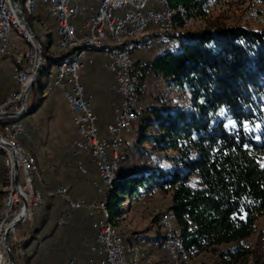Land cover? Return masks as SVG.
Segmentation results:
<instances>
[{
	"label": "trees",
	"instance_id": "1",
	"mask_svg": "<svg viewBox=\"0 0 264 264\" xmlns=\"http://www.w3.org/2000/svg\"><path fill=\"white\" fill-rule=\"evenodd\" d=\"M86 1L96 4V0ZM197 3V0H166L162 12L179 7L190 9L199 5ZM38 4L44 10L41 3ZM149 10L154 8L149 7ZM35 12L27 15L30 24ZM44 17L42 25L48 34L44 38L35 35L42 44L43 66L48 63L50 69L44 70L42 67L28 100L29 107L19 120H27L40 111L46 100L43 90L44 93L55 90L56 71L64 68L71 58V52L53 53V46L57 42L56 24L47 15ZM152 29L149 28L147 33ZM166 37L168 40L163 35L151 34L139 40H127L110 49L111 53H131L135 66L143 73L137 89L139 119L132 127L138 126L135 133L137 141L134 147L127 145L125 154L121 152L125 156V166L117 170L108 199L110 221L116 230L120 229L126 207L123 198L133 204L149 194L169 191L172 204L167 211H173L176 216V227L183 232L180 249L189 252V260L192 253L217 252L220 247L227 246L219 254L218 264H248L254 252L244 242L254 234L257 221L264 216V133L261 141H258L253 134L249 135L242 129L228 130L226 124L230 119L241 127L243 124L251 127L261 125L264 132V29L256 31L219 25L215 29L176 36L173 38L175 41L177 39L174 46L168 45L169 37ZM104 52L91 53L95 54V62L88 67L100 65L103 72H107L104 66L107 52ZM140 52L150 53L152 57L150 54L148 57L135 56ZM53 66H56V70L51 84L48 79ZM153 79L165 85L169 92L163 91L158 97L149 94L147 88ZM84 87L87 94L85 83ZM36 90L42 91L43 96L39 99L33 97L34 101L30 104ZM13 93L1 101L0 106L7 103ZM109 93L119 104V97ZM171 93H186L190 97L189 106L174 104L173 99L165 101L164 96ZM148 101L150 103H145ZM14 121L18 120L9 119L2 125ZM112 121L103 127L98 117L102 137H109L106 136L107 126ZM74 137L79 138L76 131ZM22 141L27 147L29 141ZM70 155L74 159L76 172L84 177L90 174L92 179L97 172L94 160L83 158L88 170V174L84 175L76 167L78 157L74 156V152ZM11 171L12 163L0 148V213L4 210L7 196L4 189L12 187ZM46 194L42 191V204ZM56 198L59 199L58 196ZM51 199L46 204L49 214L55 200ZM65 205L67 209L62 211L61 216L72 224L56 223L52 233L43 235L46 220L43 218L38 227L37 224L34 226L28 238L21 239L25 252L21 256L17 254L16 264H38L43 255L45 259L52 246L61 244V248H69L73 237L71 231L76 232L75 237L78 236V247L72 249L73 254L87 250L85 255L88 259L84 264H98V256L90 249L96 237L94 218L85 211H73ZM81 212L85 219L80 221L78 218L72 222L75 215ZM155 220L161 224L160 213ZM160 233L158 229L154 234L138 232L129 239L123 238L128 244L135 242V236L153 243L164 238ZM34 243L37 248L29 253ZM160 247L144 251L143 264L147 251L154 249L152 251L156 252V248ZM160 249L163 250L162 247ZM13 251L15 253L16 249L13 248ZM163 251L168 255L167 260H172L169 253ZM150 258L147 257L148 260ZM72 261L81 264L76 258Z\"/></svg>",
	"mask_w": 264,
	"mask_h": 264
},
{
	"label": "rangeland",
	"instance_id": "2",
	"mask_svg": "<svg viewBox=\"0 0 264 264\" xmlns=\"http://www.w3.org/2000/svg\"><path fill=\"white\" fill-rule=\"evenodd\" d=\"M101 1L102 0H100L99 5ZM151 1H153L154 10L155 9L160 10L163 8V3L160 0H151ZM209 1L210 2L206 6L207 8L205 9L206 11L202 15L201 21L199 19L198 22H195L192 25L182 30L169 28V27H153V29L150 30L148 33L146 31L144 36L156 33V34L165 36V39H167L166 35H168L169 44H171V41H173V38H176V36H179L181 34H184L187 32H193L197 30L209 29V28L215 29L219 25H225L227 27H242L244 29L256 30V31H260L264 29V0H209ZM97 3H98V0H96L95 5H97ZM99 5H97L96 7L97 10H98ZM38 6L34 14L35 18L31 22L30 25L34 31V34H36L39 38H44L48 34V32L44 29L45 27L42 24H43V21L45 22L46 17L44 16H46L47 14L45 13L44 10H41ZM11 37H12V40L20 46H24V43H26V50L32 49V47L29 46L27 42L20 39L15 33H13ZM163 39L164 38H162V40ZM176 44H177V39L174 45ZM115 45L116 44H113V46ZM174 45H171V46H174ZM52 51L54 54H58L54 46H53ZM144 52L136 53L135 56L148 57L150 53H144ZM95 54H100V53H95ZM150 56L152 57V54H150ZM24 61H25L26 66L23 68V71L17 72V75H19L17 76V81L20 85V90L19 92L14 93L10 97L9 100L13 101V104L10 106V108L14 106L15 96L17 95V98L18 97L20 98V96L23 94V80L27 78L26 76H28L29 79L31 78L33 74V72L31 71L32 69L36 68V65L38 63V58L36 56H32L31 68H28V61L27 60H24ZM43 69L49 70L50 69L49 64L48 63L45 64L43 66ZM55 70H56V66H53L51 70V76L48 79L49 83L51 84L54 82ZM35 87H36V82H35V85L33 86V89ZM16 89H17V86L15 85V89L11 93L15 92ZM147 91L149 94L155 95V97H158L161 93H163V91H166L164 93L169 92V90L165 88V85H163L160 81H157L155 79H153V82L151 83V85L148 86ZM43 94L46 95L45 99L47 102L44 105V102H45L44 100L43 105L41 107L42 109L40 108L41 109L40 116L38 118H35L37 120L29 119V120H26V122L23 120V122L27 123L29 134L32 133V131L30 130V125H32L34 129H37L38 130L37 134L43 137L44 139H45V136H46V139L47 138L49 139L50 135L54 134L51 140L52 143L48 147V149L50 150L48 155L50 156L51 159L47 157L44 159V161L42 160L39 161L36 153L33 152V151H36V148L30 144H27L29 147H25L24 143L22 142V139H27L28 141L29 140L31 141L32 140L31 134H30L31 138L29 136L20 137L19 143L23 144L25 150L29 152L28 154H30L31 156L32 154L35 155L33 157H36L37 159V164H38L37 166L39 168V173L37 176L31 177V179L33 181V187L35 188V190L37 192H40L41 202H42V198H41L42 191L43 193L45 194L47 193V194H46L44 203L43 204L41 203V206L39 208H35L33 211L31 210V213L26 219V222L23 223L19 227L18 235L20 236L21 239L28 238L32 234L31 230L34 228V226H36V224L38 227L39 223L42 221L43 218L46 219L43 235L44 234L46 235L47 233H52L56 223H59L60 225H65L71 222L61 216L62 211H66L67 206L65 205L66 202L65 201H64L65 203L63 202V197H61L60 195H57V193H59L60 190L66 189L65 187H69L70 191L73 189H76L77 186H79V182L83 180L85 181V183H87L91 187V189L94 192L95 191L93 189L94 186H92L93 180L97 182L99 181V184H101L102 182L101 177H98L97 172L94 173V176L92 177V179H91L90 174L84 177L76 172L74 159L70 155V153H73L71 149H72V141H73L74 134L72 133L71 130H69L68 128H65L66 126H64L67 134L71 132L70 133L71 136L69 134L67 135L65 132L62 131L64 128H61V127L63 126H60V123L62 125H65V124L69 125V119L67 115L68 111H66V107H65L66 104L62 99L61 92L57 90H53V92L44 93V90H43ZM43 94H42V91L39 92L36 90L35 95L32 96L30 99V104H32V102L34 101L33 97H35L36 99H39L41 96H43ZM164 99L167 102H170V100L173 99L172 101L174 102V104L185 105L187 107L190 104V97L186 93H180V94L171 93L170 95L166 94V96H164ZM28 100H29V97H28ZM145 103H150V102L148 101ZM140 106L142 108L143 105L140 104ZM28 107H29V103H28ZM54 111L56 112V114L54 116H51L52 113H54ZM55 118H57L58 121H56ZM54 123L56 124L54 125ZM226 125H227V129L230 131H239L242 129L245 132H247L249 135L253 134L255 139L258 141H261V138L263 135L262 133H264L262 131L263 127L261 125L251 127L247 124H243L241 127V125L237 124L235 121H232L230 119L227 121ZM137 130H138V126L132 129L131 134H128V133L123 134V140H122L123 143L121 146L122 153L126 152L127 145H130L132 147L135 146V142L137 141L136 140L137 137L135 133L137 132ZM57 133L59 134L61 133L60 137H58L59 134ZM106 136H108V133ZM124 166H125L124 163L121 164V167H124ZM13 185H14V177H13ZM48 188L49 190H47ZM106 193L108 194L106 188L103 187V189H101V199L107 196ZM105 194L106 196H104ZM56 196H58L59 199H57ZM97 197H98V194H97ZM51 198H54L55 200H54V207L50 211V214H49L46 211V204L52 201ZM95 200H99V197L96 199H91L90 201H95ZM122 200L124 204L126 205V207H125L124 218L122 219V222L120 225V229L119 230L117 229L118 232L120 231L119 234L121 233L120 234L121 236L123 235V237L129 239L133 235L137 234L138 232L142 234L147 233V232L148 234H154L158 229L161 230V233H160L161 238L163 236L164 237L166 236L164 235L166 234V231L162 229V226L160 223L155 222L156 221L155 218L157 217L159 213L162 216L166 214L168 211H171V210L167 211V209L172 204V196L169 191L168 192L167 191L166 192H155V193L149 194L143 197L140 201L134 202L133 204H130L129 199L123 198ZM5 209L6 208H5V200H4V210L0 214H4L7 211ZM18 209H19V206L17 207V210ZM78 218L80 221L84 220L85 219L84 213L83 212L77 213L72 222H74L75 220H78ZM71 232H72L73 237H72V241L70 244L71 246H69V248H65V249L61 248L62 247L61 244L58 245V247L57 246L49 247V249H52V250L48 253V255L45 254V259L43 255L40 258V261L38 262V264H69L73 258L78 259L81 264L82 262L84 264V262H86V260L88 259V257H86L85 255L87 250L84 253L82 252L77 255L73 254L72 249L74 247L75 248L78 247V243H77L78 236L77 237L74 236V233L76 234L75 231H71ZM136 237H140V236H135V238ZM133 243L135 242H132L129 244H133ZM244 245H246L247 247H250L254 252L248 264H259V263L264 264V216H262L257 221V226H256V230L254 234L244 242ZM149 247L150 246H148V248L146 247L143 248L142 257H143V252L151 248ZM17 248H18L17 254L21 256L22 253L25 252L21 246V241L20 243L17 244ZM36 248H37V245L35 243L32 244L29 250V253L33 252ZM226 248L228 247L222 246L217 250V252H206L202 254L192 253L191 259L190 260L188 259L189 261L187 260V262L185 263H182V262L175 263V261H173V259L171 258L170 254L169 255L172 260L170 261L167 260L168 255L160 248H156V252H157L155 253V256H157L156 259L152 261L153 258H150L148 260L147 259L148 255H146V257L144 258V262L145 264H218V261L220 258L219 254L223 252ZM142 257H141V264H143Z\"/></svg>",
	"mask_w": 264,
	"mask_h": 264
},
{
	"label": "built area",
	"instance_id": "3",
	"mask_svg": "<svg viewBox=\"0 0 264 264\" xmlns=\"http://www.w3.org/2000/svg\"><path fill=\"white\" fill-rule=\"evenodd\" d=\"M15 2L16 5L14 6L18 7V0H15ZM41 5L47 16L56 24V34L60 44L68 37L90 39V33H95V31H102V34L118 32V34L124 35V33L130 31V29H143V25L152 26L163 24L160 23V14H162L163 9L153 10L152 19L144 18V7H152L153 9V1L150 0H141L140 8H132V0H117L116 2L107 1V14L103 16L102 21H94V19H91V7H93L94 4L86 0H60L61 13H53L51 0H44L41 2ZM0 6H2V14H0V59L12 61L15 66L16 74V65L20 60H27L28 68H31L32 50H26V43H24V46H20L15 43L12 38H5L4 27H8L10 8H5L4 0L3 3H0ZM125 10H132V18L131 21L128 22V25L119 26V24L115 22V27H108V20H111V15L114 14V11H122V15H124ZM18 24L28 28L25 19L20 17V9ZM75 27H82V35H75ZM30 28L32 31L31 25ZM86 58H89V65L94 64V56L89 55L86 56ZM104 66L107 72H111L112 76V81L108 86L109 92L117 95L119 91L132 90V85H139V70L141 69L135 66L131 53L128 54V56L105 55ZM84 70L82 66H80V68L63 69V71L58 73L54 88L62 94L72 127L74 129H83V136L80 139H75L72 145L74 156L76 158L78 157L76 160L78 171L84 175L88 174L83 158H91L92 160L100 159V166H96L98 177L112 176V171H106V163H112L114 148H116L115 140H123L118 139L117 128H124L122 126V118L126 116V102H120L115 105L113 121L107 126L109 137H102L100 129L98 128V117L93 110L94 98L92 95H87L85 91L82 75ZM119 72H126V79H119ZM28 97H30V93ZM22 108V101H17L16 95L14 98V106L9 110L0 111V119L13 117L20 112ZM12 129H21L23 134H27L31 138L27 123H25L21 128L0 129V134L5 142H8L7 130ZM15 150L19 155L20 189L28 200L30 215L33 208H39L41 206L40 192L35 190L33 181L30 177L29 164H31V161L28 160L29 152H26L21 147ZM92 150H99V158H92ZM94 187L99 197L100 207H102L101 189H103V187L100 186L99 181L94 182ZM57 195H63V201H65L72 210L85 211L94 218L93 229L96 231V237L95 241L90 245V249L92 253L98 256V264H118L117 247L120 242L112 243V233H107L104 229V220L100 216V210H93V206H90V199H75L68 188H66L65 193H57ZM17 198L19 199V209L14 216L5 218V227H3L0 233V264H8V255L3 244V238L7 229L19 219L22 211L21 198L20 196ZM25 222L26 220L23 223ZM21 225L12 229L8 237L11 250L13 251V248L16 249L15 253L13 251L15 257H17V244L21 241L18 235V229ZM122 240L123 235L120 238V241ZM92 262L93 261H91V263ZM71 264H74V261H72Z\"/></svg>",
	"mask_w": 264,
	"mask_h": 264
},
{
	"label": "bare ground",
	"instance_id": "4",
	"mask_svg": "<svg viewBox=\"0 0 264 264\" xmlns=\"http://www.w3.org/2000/svg\"><path fill=\"white\" fill-rule=\"evenodd\" d=\"M44 0H18V7L14 6L11 0H4L5 8H10V20H8V27H4V36L5 38H12V34L15 33L20 39L27 42L29 46L32 47L31 58L32 56H36L38 58V63L36 68L32 69V76L36 72L39 61L43 58V48L39 46L35 39L29 31L28 28H25L23 25L18 24L19 18V9H20V17L25 19L27 15L33 14L37 7L38 3H41ZM107 1L108 2H116L117 0H102L97 12L91 17L94 21H102L103 16L107 14ZM151 1V0H150ZM166 0H162L164 3ZM199 5H196L190 9H186L184 7H179L178 9L171 10L165 9L162 14H160V23L157 25H143V29H130V31H126V33L118 34V32H111L110 34H102V31H95V33H90L89 38H75L68 37L63 41L62 44L59 43L58 37H56V51L58 52H71V58L64 68H61L56 71V79L58 78V73L63 71L65 68H80L85 69V59L91 53H102L104 51L107 52V56H128V51L123 52H114L110 53V49H112L113 44L120 45L124 41L127 40H138L141 39L146 31L151 27H169L174 29L182 30L195 22H198L199 19L201 21L202 15L206 11V6L209 4V0H197ZM0 3H3V0H0ZM197 3V4H198ZM164 5V4H163ZM141 0H132V8H140ZM51 8L53 13H61V5L60 0H51ZM0 14H2V6H0ZM132 18V10H125V14L122 15V11H114V14L111 15V20H108V27H115V22L119 24V26H127L128 22L131 21ZM144 18L152 19L153 18V10H149V7H144ZM13 27V28H12ZM33 31V29H32ZM1 33V26H0ZM34 33V31H33ZM75 35H77V30L75 28ZM36 36V35H35ZM57 36V34H56ZM37 37V36H36ZM40 41V40H39ZM41 43V42H40ZM175 44L176 41L173 40L171 44ZM172 44V45H173ZM42 45V44H41ZM104 52V53H106ZM44 62V60H43ZM43 67V63H42ZM111 73V72H110ZM142 73L139 70V84L140 77ZM19 76V75H18ZM31 78L28 76L23 80V94L18 97L17 100L23 99L25 92L31 82ZM20 79V78H19ZM119 79H126V72H119ZM56 84V81H55ZM139 85H132V90L119 91L117 92L118 97L121 102H126V116L122 118V126L124 128H117L118 139L123 138L124 133H128L133 125L139 119V98L137 94V89ZM28 99V98H27ZM13 104L12 100H9L7 103H4L0 106V111L11 109L10 106ZM27 109H28V101H27ZM26 109V111H27ZM22 110V109H21ZM25 111V112H26ZM19 113V112H18ZM25 114V113H24ZM9 119H17L18 121L9 122L4 125L2 123ZM20 118L16 116L7 117L6 119H0V129H11V128H21L25 123L23 120H19ZM79 138L83 136V129H78ZM27 136V134H23L21 129H12L7 130V138L10 147L0 145V148L3 149L7 156L9 157L12 163V187L10 189L5 188L4 192L7 193V197L5 199V210H7L4 214H0V233L5 227V218L8 216H14L17 213V207L19 206V193L13 185V177H14V168H13V156L16 155L18 164H19V155L15 149H19L20 147L25 150L23 144L19 143V138ZM26 137V138H27ZM121 142L122 140H115L114 148V157L112 159V163H106V171H112V176L101 177V186L105 187L108 194L102 200V207H100V201H90V206H93V210H100V216L104 220V229L107 233H112V243H119L117 247V263L118 264H141V257L143 248H148V246L154 247H162L163 250L168 252L171 255V258L175 263L177 262H186L189 259V253L186 250L181 251V245H183V232L176 227V216L173 211H168L166 214L161 216V224L163 229L166 231V236L156 242L150 243L144 237H136L135 243L127 244L123 239L120 241L121 235L114 228L112 222L110 221L111 215L108 209V199L113 190V182L116 177V172L120 168L121 164L125 161V156L121 154ZM26 151V150H25ZM27 152V151H26ZM93 158H99V150H92ZM28 160L31 161L29 164V172L30 177H35L39 173V168L37 166L36 160L28 154ZM94 162L100 166V159H94ZM15 187V188H14ZM66 189L60 190L59 193H65ZM63 197V195H60ZM163 214V213H162ZM149 247V248H150ZM160 247V248H161Z\"/></svg>",
	"mask_w": 264,
	"mask_h": 264
},
{
	"label": "crops",
	"instance_id": "5",
	"mask_svg": "<svg viewBox=\"0 0 264 264\" xmlns=\"http://www.w3.org/2000/svg\"><path fill=\"white\" fill-rule=\"evenodd\" d=\"M99 2H100V0L98 1L97 5H99ZM97 5H93V7H91V17L97 12V8H96ZM75 28L77 30V35H82V27H75ZM90 56H95V54H90ZM25 66H26L25 61L20 60L18 62V64L16 65V74H15L14 63L8 59H0V102L4 101L11 94V92L15 89V85L18 86V91L14 92V93L19 92L20 85L17 81V76H18L17 72L23 71V68ZM88 66H89V58H86L85 59V69ZM108 73L111 75L110 72H108ZM108 73L103 72L100 65H96L93 67H88L82 74L83 75V81H84L86 89H87V95L93 96V98H94L93 108H94L96 114L98 115L100 121H102L103 127H106V125L113 119L114 107H115L116 103L118 102L117 99H115V97L112 94H110L107 90L109 84L112 81V77ZM14 74H15V76L13 78ZM62 99H63V97H62ZM63 101H64V99H63ZM46 102L47 101L45 100L44 105ZM120 102H121V100H120ZM65 107H66V111H68L66 105H65ZM41 109L37 114H35L31 118H28L27 120H29V119L34 120L35 118H38L40 116ZM52 110H54V109H52ZM55 114H56V112L54 111V113H52L51 116H54ZM67 115H68V119H69V125H66V124L62 125L60 123V126H63L61 128H64V126H66L65 128H68L69 130H71L72 133L74 134V136H75V131L78 135V132H77L78 129H74L71 125L70 116H69L68 112H67ZM35 120H37V119H35ZM55 120L58 121L57 118H55ZM24 121L26 122V120H24ZM55 124L56 123H54V125ZM65 128L62 131L66 133ZM30 130L32 131V133H30L32 136V140L31 141L29 140V142L27 144H30L36 148V151H33V152L36 153L38 160L44 161L45 158H47V157L50 158V156L48 155V153L50 152L48 147L52 143L51 140H52V136H54V134H51L49 139L48 138L46 139V136L44 139L43 137H41L37 134L38 130L34 129L32 125H30ZM58 132H60V131H58ZM70 133H68V134L70 135ZM57 134H59V133H57ZM60 135H61V133L58 135V137H60ZM74 136H73V141H75L74 139H76ZM78 139H80V138H78ZM73 141H72V143H73ZM27 147H29V146L27 145ZM92 158H93V156H92ZM66 188H69V187H66ZM72 194L71 195L75 199H90L91 200V199L98 198L95 191L93 192L91 187L87 183H85V181H82V180L79 182V186H77L76 189L72 190ZM152 250H154V249H152ZM152 250L147 251V253H148L147 255H148V257H152L153 258L152 261H153L157 257V256H155V253H157V252H154Z\"/></svg>",
	"mask_w": 264,
	"mask_h": 264
},
{
	"label": "water",
	"instance_id": "6",
	"mask_svg": "<svg viewBox=\"0 0 264 264\" xmlns=\"http://www.w3.org/2000/svg\"><path fill=\"white\" fill-rule=\"evenodd\" d=\"M12 4L13 5H16V2L15 0H11ZM25 22L27 23L28 25V28L30 29L31 31V28H30V25H29V21L27 18H25ZM32 33V31H31ZM33 34V33H32ZM34 36V34H33ZM34 39H35V42L42 47L39 39L34 36ZM42 63H43V58L40 59L39 61V64H38V67L36 69V72L34 73V75L32 76V79H31V82L25 92V95L22 99V104H23V108L22 110L17 113V117L18 118H21L26 109H27V101H28V96H29V93L32 91L33 89V86L35 85V82L37 80V78L39 77L40 73H41V70H42ZM15 115V116H16ZM0 145H4V146H7V147H10V145L8 143H6L3 139H2V136L0 134ZM13 168H14V185L19 193V196L21 198V203H22V211L20 213V217L17 221H15L6 231L5 233V236L3 238V244H4V247L6 249V252H7V255H8V264H16V257L13 253V251L11 250L10 248V245H9V242H8V237H9V234L10 232L12 231V229L16 228L17 226L21 225L27 218V216L29 215V212H30V206H29V203H28V200L27 198L23 195V193L21 192V189H20V183H19V173H20V168H19V164H18V161H17V158H16V155L14 154L13 156Z\"/></svg>",
	"mask_w": 264,
	"mask_h": 264
}]
</instances>
